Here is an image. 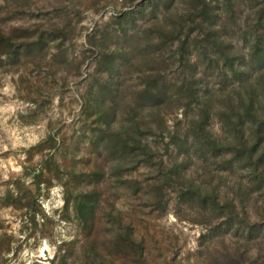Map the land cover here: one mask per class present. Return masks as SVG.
<instances>
[{"label":"rangeland","instance_id":"374dc122","mask_svg":"<svg viewBox=\"0 0 264 264\" xmlns=\"http://www.w3.org/2000/svg\"><path fill=\"white\" fill-rule=\"evenodd\" d=\"M248 2L231 9L239 48L249 41L243 23L264 6ZM153 13L161 18L150 0H0V37L12 39L0 47V264H57L60 256L67 264H218L224 248L239 246L244 255L235 264H264V243L246 245L238 218L204 225L200 205H189L166 181L185 134L184 109L164 116L163 131L136 134L150 151L107 152L114 131L132 120L120 107L107 129L93 110L107 79L102 62L116 54L118 94L132 104L122 85L141 88L150 76V64H142L150 59L144 35ZM179 71L175 61L167 80H178ZM205 87L218 82L206 79ZM219 125L215 118L213 133ZM202 155L193 159L199 171L217 175L228 166ZM92 188L93 215L82 216L77 209ZM252 221L264 226L260 217Z\"/></svg>","mask_w":264,"mask_h":264},{"label":"trees","instance_id":"16d2710c","mask_svg":"<svg viewBox=\"0 0 264 264\" xmlns=\"http://www.w3.org/2000/svg\"><path fill=\"white\" fill-rule=\"evenodd\" d=\"M238 1L221 0L217 4L212 0H150L151 9L161 17L153 13L150 36L144 35L150 59H143L142 66L150 64V76L143 78L141 88L122 85L123 91H131L129 104L125 93L118 94L121 84L116 81V54L106 56L102 63L107 79L99 85L92 108L107 129L118 108L130 109V125L119 126L107 145L109 154L121 156L136 149L149 150L136 134L146 129L150 133L163 131L164 116L169 111L181 108L185 114L188 112L185 134L175 144L181 161L173 159L166 181L177 185L180 198L189 205H200L204 225L222 217L238 218L248 245L252 238L264 243V226L258 228L251 223L252 218L264 220V6L256 11L255 23H243L249 41L239 48L231 30L235 15L231 9ZM252 1L264 5V0H249L248 4ZM4 40L12 41L10 36L0 37V47ZM174 54L177 58L170 60ZM123 59L127 61L128 57L123 55ZM175 61L180 65L179 79L168 81L165 75ZM206 79L217 81V89H207ZM215 118L220 124L218 133L211 130ZM202 154L212 160L223 158L228 166L217 175L206 167L199 171L193 159L198 160ZM189 165L194 168L188 170ZM117 166L125 168L126 160ZM95 194L92 188L77 209L82 216L93 215ZM233 225L222 229V240ZM240 247L233 252L224 248L215 261L239 262L244 255ZM57 264H67L65 257L60 256Z\"/></svg>","mask_w":264,"mask_h":264}]
</instances>
